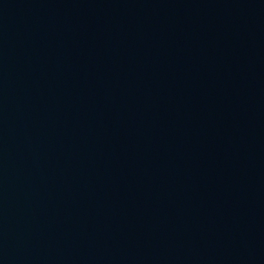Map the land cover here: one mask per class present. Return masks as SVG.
Listing matches in <instances>:
<instances>
[{
    "label": "water",
    "instance_id": "1",
    "mask_svg": "<svg viewBox=\"0 0 264 264\" xmlns=\"http://www.w3.org/2000/svg\"><path fill=\"white\" fill-rule=\"evenodd\" d=\"M0 264H264V0H0Z\"/></svg>",
    "mask_w": 264,
    "mask_h": 264
}]
</instances>
